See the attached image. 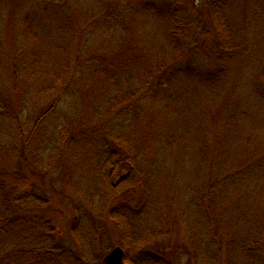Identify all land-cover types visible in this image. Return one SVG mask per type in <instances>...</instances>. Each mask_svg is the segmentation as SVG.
Instances as JSON below:
<instances>
[{
    "label": "trees",
    "instance_id": "trees-1",
    "mask_svg": "<svg viewBox=\"0 0 264 264\" xmlns=\"http://www.w3.org/2000/svg\"><path fill=\"white\" fill-rule=\"evenodd\" d=\"M242 1L126 0L84 25L13 7L0 25V264H104L112 223L128 263L164 264L149 250L167 237L189 264H264V38ZM93 41L117 46L118 64L103 48L89 58L103 62L78 61ZM53 123L60 148L42 137ZM237 140L246 153L228 150ZM69 184L85 197L66 239Z\"/></svg>",
    "mask_w": 264,
    "mask_h": 264
},
{
    "label": "rangeland",
    "instance_id": "rangeland-1",
    "mask_svg": "<svg viewBox=\"0 0 264 264\" xmlns=\"http://www.w3.org/2000/svg\"><path fill=\"white\" fill-rule=\"evenodd\" d=\"M126 0H0V25L3 26V28H5V26H7L8 24V14L11 13V10H13L14 7V11L18 14V16L20 17L21 14H29L30 16L34 17V18H40L39 20L43 19L46 22H52L55 23L57 21H61L63 24H68L67 23V19L68 20H72L75 21L74 23L79 24V25H84L83 21L84 19H86V16L89 14V12L91 11H98V10H102L103 9V13H107L108 10L113 11L114 13L110 12V15H114V16H122L120 14H123L125 11V4ZM198 4L201 3V0H198L197 2ZM244 8L242 7V9L237 8V11L240 9V17H244L243 20H241V22H243L244 20L246 21L247 24H249L248 27V32L250 35H252L251 33L256 32L257 36H260V32L262 33L261 37L264 38V0H243L242 1ZM105 8V10H104ZM33 14V15H32ZM104 15V14H103ZM107 19V18H106ZM65 20V21H64ZM42 21V20H41ZM64 21V22H63ZM19 23L18 21L15 22L14 19V24H13V28L17 29V27H19ZM7 28V27H6ZM43 43L44 41H42L40 43V46L37 47V45H32V47L30 46L31 50H29L33 55H36L37 51H41L43 48ZM75 43V42H74ZM21 44L22 41H21ZM78 45V43H75ZM83 45L80 46L79 49V56L81 59H77L75 56H72L71 58H73L72 60L75 61L76 59L78 61H80L81 63H85V62H89V63H94V62H103L102 61V57L99 55H94L91 58V54L93 52H96L97 50L103 48V50L108 51L110 53V55L108 56L109 59L107 60V62L110 60L112 61L114 64H118V56H115V53L118 49L117 46L113 45L112 47H104L101 45L100 42H95L93 41L91 47H90V52L87 53V49L84 46L85 42L82 43ZM21 47V46H20ZM23 48V47H22ZM87 53V54H86ZM8 57V55H6ZM39 56V55H38ZM95 57V58H94ZM105 57V56H103ZM105 57V58H108ZM47 58V60H45ZM43 61L48 62V67L49 66H53V61H54V56L53 55H49L48 57L45 56L44 59L40 58ZM8 60H10V58L8 57ZM17 60V59H16ZM253 60V59H251ZM249 60H244L247 63H249L250 65H255L253 61ZM42 61V62H43ZM9 62V61H7ZM245 70L247 71L248 68H246V66L244 67ZM57 131L55 124L53 123L52 125L46 127V129L42 132V137L45 138L48 136V138L46 139L49 143V137H51V135L53 134L56 137V140L58 142L60 136V132H56ZM251 131V129H249L248 131H246V134L251 135V133H249ZM263 131V130H262ZM261 141H264V132H260L259 136H257ZM248 140L245 139V143ZM212 142L218 143L219 141H217V139H214ZM240 142V141H239ZM238 140L237 142L233 141L230 144L229 147V151L234 147H237V152L238 153H246L243 152L246 150V146L243 143H239ZM239 143V144H238ZM60 142H58V147L60 148ZM52 147V146H50ZM245 147V149H243ZM243 149L242 151L240 149ZM239 150V151H238ZM235 152L233 155L236 156L238 153ZM44 152H42L43 154ZM237 153V154H236ZM229 154V152H228ZM236 154V155H235ZM232 154L228 155V157H234ZM62 156V154H61ZM43 156H41L40 161H43ZM29 162V161H28ZM30 164V162H29ZM76 169V170H75ZM73 171L70 175L72 176V180L74 182L79 183V185L81 187H84L83 191H87L88 189H93L94 188V177L91 176H86L83 177L85 172H89L90 174H92L89 170H82L81 167H73ZM92 170V168H91ZM180 173V172H179ZM54 177H58V173L55 172L54 173ZM183 176L186 175L184 173H182ZM82 175V176H81ZM180 177V174H179ZM51 178V177H50ZM52 180H56V179H52ZM71 184V183H70ZM70 184L68 185V190H66V196L64 198V200H62L60 202V206H59V219L58 221L61 223L59 224V227H61V234L63 236H65V238H68V235L70 233V223H72L74 221V218L77 219V217H75V214H79L77 211L78 210V206H76L77 203V198L79 196L80 199L82 200L85 197V193H79L75 190H73V188L70 186ZM71 187V188H69ZM24 188V187H23ZM84 208V207H82ZM77 216V215H76ZM76 221V220H75ZM111 228V229H110ZM104 240L101 239V245L103 250L101 251V254L104 256V258L116 247H121L119 246V228L114 225L112 223L111 227H104ZM185 231L183 230L182 233L180 234V239L184 240L185 239ZM169 242L174 243L172 240H170L169 238H162L161 240H158V242L156 244H153L154 242H152L151 245V250H149L150 252L153 253H158L161 256H163V260L165 261L164 264H166V261H168L170 264H189V260H190V256L186 253H181L180 249H173L172 248V244H170ZM124 251V250H123ZM135 256V257H134ZM134 259H130V260H135V264H149L148 261L153 260L152 257L150 256H142L140 255H134ZM126 255H124V261L126 264H129L132 261H130L129 263L127 262V260H125ZM144 257V259H143ZM150 258V259H149ZM160 260V259H159ZM161 262H164L162 260H160ZM105 264V262H104ZM162 264V263H161Z\"/></svg>",
    "mask_w": 264,
    "mask_h": 264
},
{
    "label": "water",
    "instance_id": "water-1",
    "mask_svg": "<svg viewBox=\"0 0 264 264\" xmlns=\"http://www.w3.org/2000/svg\"><path fill=\"white\" fill-rule=\"evenodd\" d=\"M105 264H126L124 262V251L121 247L114 248L105 258Z\"/></svg>",
    "mask_w": 264,
    "mask_h": 264
}]
</instances>
